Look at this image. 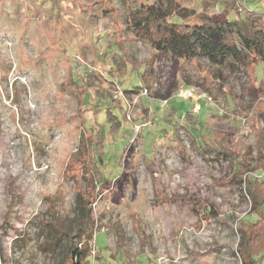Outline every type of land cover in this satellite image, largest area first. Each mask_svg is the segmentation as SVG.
<instances>
[{
	"label": "rangeland",
	"instance_id": "rangeland-1",
	"mask_svg": "<svg viewBox=\"0 0 264 264\" xmlns=\"http://www.w3.org/2000/svg\"><path fill=\"white\" fill-rule=\"evenodd\" d=\"M163 1L0 0V264H62L51 214L80 246L85 212L91 264H242L243 181L264 180V65L153 50L131 16ZM175 1L213 18L232 2ZM242 2L264 45V0ZM119 53L147 64L145 82ZM193 128L231 155L196 150Z\"/></svg>",
	"mask_w": 264,
	"mask_h": 264
},
{
	"label": "trees",
	"instance_id": "trees-1",
	"mask_svg": "<svg viewBox=\"0 0 264 264\" xmlns=\"http://www.w3.org/2000/svg\"><path fill=\"white\" fill-rule=\"evenodd\" d=\"M242 1L232 0L228 3L226 13L213 18L208 16L205 10H191L180 6L175 0H164L158 4L141 6L132 14L130 26L140 40H147L153 50L165 52L173 60H191L201 57L215 67L237 62L244 69L255 64L256 60L264 65V45L255 38L253 33V24L259 19V13L249 10ZM234 4L236 9L233 10ZM232 10L242 14L235 22L228 19V14ZM235 35L240 40L241 48L236 44ZM120 54L117 56H120L119 60L115 58L114 63L123 70L126 61L130 62L134 69L142 66L144 68L142 79L145 82L147 64H138L132 60L131 55L123 54L125 58H122ZM120 61L121 63L118 64ZM84 92L85 90L82 89V101ZM194 131L199 134L195 135ZM193 132L192 145L196 150L213 152L215 155H231L223 135L216 134L212 129L213 137L220 138L218 142H212L214 141L212 138L205 139L202 128H193ZM243 183L253 214L248 220L240 221L242 223L239 228L241 242L237 252L242 259V264H261L264 258V180L247 176ZM88 215L85 212L80 229L84 235L83 241L80 246H73L72 238L68 233V224L60 221L55 213L51 214L50 238L54 244L60 240L66 241L62 264H91L92 256L87 241L92 240L94 234ZM118 245L117 243V247ZM148 261L149 264H155L150 257ZM125 264H137V262L126 261Z\"/></svg>",
	"mask_w": 264,
	"mask_h": 264
},
{
	"label": "built area",
	"instance_id": "built-area-1",
	"mask_svg": "<svg viewBox=\"0 0 264 264\" xmlns=\"http://www.w3.org/2000/svg\"><path fill=\"white\" fill-rule=\"evenodd\" d=\"M236 1H242V0H236Z\"/></svg>",
	"mask_w": 264,
	"mask_h": 264
}]
</instances>
